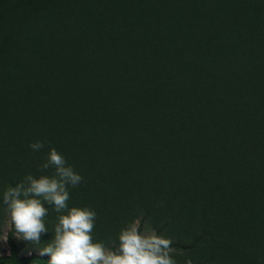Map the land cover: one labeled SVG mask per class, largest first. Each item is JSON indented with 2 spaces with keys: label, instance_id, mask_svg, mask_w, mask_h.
Segmentation results:
<instances>
[{
  "label": "trees",
  "instance_id": "obj_1",
  "mask_svg": "<svg viewBox=\"0 0 264 264\" xmlns=\"http://www.w3.org/2000/svg\"><path fill=\"white\" fill-rule=\"evenodd\" d=\"M3 1L27 15L0 32L5 138L31 152V143L62 145L86 125L92 147L113 138L96 132L99 124L117 128V137L131 126L189 157L220 156L232 187L246 176L264 188L253 165L264 167V0ZM127 61H138L130 73ZM238 155L242 172L231 163ZM15 234L10 227L0 264H47V256H21Z\"/></svg>",
  "mask_w": 264,
  "mask_h": 264
},
{
  "label": "rangeland",
  "instance_id": "obj_2",
  "mask_svg": "<svg viewBox=\"0 0 264 264\" xmlns=\"http://www.w3.org/2000/svg\"><path fill=\"white\" fill-rule=\"evenodd\" d=\"M3 3L0 0V32L4 25L18 23L27 16ZM137 64L138 61H127L123 71L130 73ZM80 127L75 137L63 135L62 145L58 139H46L45 149L37 153L23 149L20 141L9 140L0 132V194L27 174H50L51 169L41 173L38 168L49 150L55 148L84 178L76 188L69 189L68 206L88 207L96 212L94 241H115L128 222L142 218L162 237L183 247L173 254L177 264H185L188 259L192 264H264L263 187L246 184V176L238 188L232 187L229 174L219 169L224 162L220 156H210V150L201 154L204 160L189 157L182 146H172L170 139L148 140L131 126L122 128L124 136L117 137V128L107 123L99 124L96 132H107L113 138L106 140L102 135L91 147L84 137L89 129L86 125ZM68 142L78 145L76 154L64 152ZM148 145L159 152L151 155ZM215 149L219 154L218 147ZM244 160L238 155L231 163L241 171ZM253 165L258 173H264L258 161ZM56 217L49 207L45 221L49 232L38 245L14 235L21 256L39 254L52 238ZM9 228L7 214L0 208V256L8 254Z\"/></svg>",
  "mask_w": 264,
  "mask_h": 264
},
{
  "label": "clouds",
  "instance_id": "obj_3",
  "mask_svg": "<svg viewBox=\"0 0 264 264\" xmlns=\"http://www.w3.org/2000/svg\"><path fill=\"white\" fill-rule=\"evenodd\" d=\"M44 147L41 141L29 145L33 152ZM49 169L50 174L25 175L0 194V208L7 214L8 225L19 239L33 246L49 232L45 222L49 207L57 213L52 238L39 249L41 256L49 257L47 264H177L173 241L162 237L142 218L128 222L115 241H94L96 212L68 206L69 189L76 188L84 178L55 148L49 150L38 171L48 173ZM185 264H192L191 259Z\"/></svg>",
  "mask_w": 264,
  "mask_h": 264
}]
</instances>
